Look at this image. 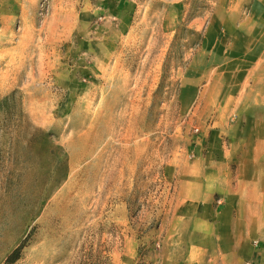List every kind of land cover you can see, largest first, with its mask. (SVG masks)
<instances>
[{"label":"rangeland","instance_id":"obj_1","mask_svg":"<svg viewBox=\"0 0 264 264\" xmlns=\"http://www.w3.org/2000/svg\"><path fill=\"white\" fill-rule=\"evenodd\" d=\"M194 1L214 41L249 19L235 0H0V264L186 260V235L165 237L220 108L209 79L236 61L174 39Z\"/></svg>","mask_w":264,"mask_h":264},{"label":"crops","instance_id":"obj_2","mask_svg":"<svg viewBox=\"0 0 264 264\" xmlns=\"http://www.w3.org/2000/svg\"><path fill=\"white\" fill-rule=\"evenodd\" d=\"M235 1L249 3V19L217 41L204 30L200 45L211 49V57L236 61L233 69L209 79L214 91L220 84V108L209 122L202 161L180 183L172 216L176 223L165 237L179 248L178 235H186L190 245L182 264H207L203 257L222 251L233 255L232 264H241L243 250L252 254L250 240L264 241V0ZM259 260L264 264V252Z\"/></svg>","mask_w":264,"mask_h":264},{"label":"trees","instance_id":"obj_3","mask_svg":"<svg viewBox=\"0 0 264 264\" xmlns=\"http://www.w3.org/2000/svg\"><path fill=\"white\" fill-rule=\"evenodd\" d=\"M211 2H214V0H209ZM211 5L210 4H201L198 3L197 1H194L193 3H191L190 6V10L191 12L187 15V17L185 18V21H180L174 31V39L182 37L184 35H191L194 37V39L190 42V46L189 48L191 49V51H195L196 49H198V47H200L202 40L204 38V29L201 30H197L195 27H193L191 25V21L197 17L202 15V13L205 12H210L211 11ZM177 59H178V67H183L184 65H186L188 59H186V61H184V51H180L177 54ZM19 247L16 248L12 254H11V258L12 259H16L18 258V254H19Z\"/></svg>","mask_w":264,"mask_h":264}]
</instances>
